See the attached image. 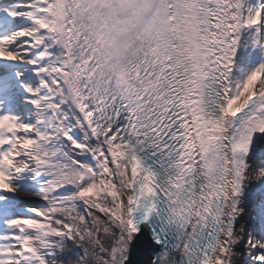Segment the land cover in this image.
Returning <instances> with one entry per match:
<instances>
[{
  "label": "snow or ice",
  "instance_id": "obj_1",
  "mask_svg": "<svg viewBox=\"0 0 264 264\" xmlns=\"http://www.w3.org/2000/svg\"><path fill=\"white\" fill-rule=\"evenodd\" d=\"M0 264H264V0H0Z\"/></svg>",
  "mask_w": 264,
  "mask_h": 264
}]
</instances>
